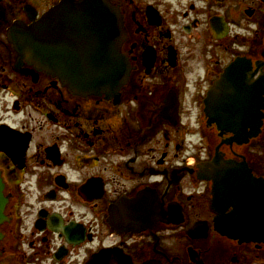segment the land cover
<instances>
[{
    "label": "flooded vegetation",
    "instance_id": "obj_1",
    "mask_svg": "<svg viewBox=\"0 0 264 264\" xmlns=\"http://www.w3.org/2000/svg\"><path fill=\"white\" fill-rule=\"evenodd\" d=\"M60 1L0 0V264H264V0H112L132 66L112 93L17 70L8 28ZM241 58L230 89L260 100L255 118L231 109L250 122L239 142L207 101ZM217 152L231 168L213 200L200 172Z\"/></svg>",
    "mask_w": 264,
    "mask_h": 264
},
{
    "label": "water",
    "instance_id": "obj_2",
    "mask_svg": "<svg viewBox=\"0 0 264 264\" xmlns=\"http://www.w3.org/2000/svg\"><path fill=\"white\" fill-rule=\"evenodd\" d=\"M8 35L17 51L18 71H22L20 66L26 60L54 76L59 74L64 82L81 93L115 92L127 81L132 68L121 53V45L128 35L123 14L111 0H61L31 23L16 20L8 28ZM250 67V62L243 58L231 62L214 82L207 101L210 115L216 116L221 129L238 128L239 142L248 138V132H240V129L250 122L238 119L239 115L234 118L231 109H242L243 105L255 118L260 97L259 93L253 94L252 88L230 89V83L236 70ZM230 93L236 96V105ZM225 94L226 98L217 103ZM230 165L231 161L218 152L201 164V177L213 181V200L224 196L223 174L230 172ZM239 172L244 176V167H240ZM250 175L246 173V180L255 183L257 179ZM3 186L0 174V223L4 220L7 202ZM239 188L238 185L237 190ZM236 193L239 195L238 191Z\"/></svg>",
    "mask_w": 264,
    "mask_h": 264
}]
</instances>
